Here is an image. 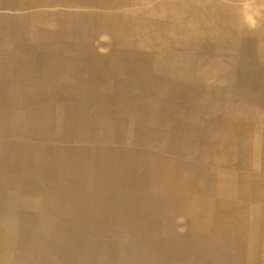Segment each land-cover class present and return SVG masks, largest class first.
<instances>
[{
	"label": "bare ground",
	"instance_id": "6f19581e",
	"mask_svg": "<svg viewBox=\"0 0 264 264\" xmlns=\"http://www.w3.org/2000/svg\"><path fill=\"white\" fill-rule=\"evenodd\" d=\"M0 264H264V0H0Z\"/></svg>",
	"mask_w": 264,
	"mask_h": 264
},
{
	"label": "rangeland",
	"instance_id": "374dc122",
	"mask_svg": "<svg viewBox=\"0 0 264 264\" xmlns=\"http://www.w3.org/2000/svg\"><path fill=\"white\" fill-rule=\"evenodd\" d=\"M101 39H104V37H103V38L101 37ZM104 40H105V39H104Z\"/></svg>",
	"mask_w": 264,
	"mask_h": 264
},
{
	"label": "crops",
	"instance_id": "0c3cea01",
	"mask_svg": "<svg viewBox=\"0 0 264 264\" xmlns=\"http://www.w3.org/2000/svg\"><path fill=\"white\" fill-rule=\"evenodd\" d=\"M18 49H20V48H18Z\"/></svg>",
	"mask_w": 264,
	"mask_h": 264
}]
</instances>
